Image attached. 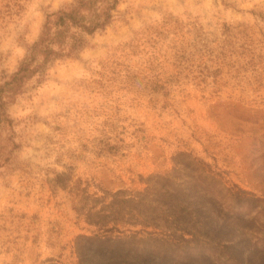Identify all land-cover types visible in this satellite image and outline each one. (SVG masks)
<instances>
[{"label":"rangeland","instance_id":"obj_1","mask_svg":"<svg viewBox=\"0 0 264 264\" xmlns=\"http://www.w3.org/2000/svg\"><path fill=\"white\" fill-rule=\"evenodd\" d=\"M73 0L0 4V83ZM0 122V264H264V0H119Z\"/></svg>","mask_w":264,"mask_h":264},{"label":"trees","instance_id":"obj_2","mask_svg":"<svg viewBox=\"0 0 264 264\" xmlns=\"http://www.w3.org/2000/svg\"><path fill=\"white\" fill-rule=\"evenodd\" d=\"M10 7L18 0H0ZM119 0H73L68 8L47 14L41 33L18 67L0 83V122L8 119L6 105L21 92L26 80L42 75L51 60L69 56L87 43L86 35L104 29L115 16ZM11 7L8 8V11Z\"/></svg>","mask_w":264,"mask_h":264}]
</instances>
